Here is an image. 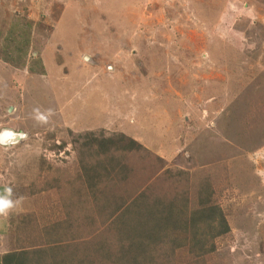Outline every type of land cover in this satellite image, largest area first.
Here are the masks:
<instances>
[{
    "label": "rangeland",
    "instance_id": "1",
    "mask_svg": "<svg viewBox=\"0 0 264 264\" xmlns=\"http://www.w3.org/2000/svg\"><path fill=\"white\" fill-rule=\"evenodd\" d=\"M4 130L7 251L116 264L131 212L207 199L228 232L177 216L138 260L264 264V0H0Z\"/></svg>",
    "mask_w": 264,
    "mask_h": 264
},
{
    "label": "trees",
    "instance_id": "2",
    "mask_svg": "<svg viewBox=\"0 0 264 264\" xmlns=\"http://www.w3.org/2000/svg\"><path fill=\"white\" fill-rule=\"evenodd\" d=\"M121 135H119V137L117 138L103 139L104 137H98L95 142L100 141V143L102 142L103 144H110L111 146L115 145L117 149H122L124 151L137 149L138 146H140V144H137L136 140L128 138L126 135ZM84 143L87 145L89 143H93V141L88 140ZM109 149L110 147L106 148V150ZM103 168L104 166L102 167V169ZM106 173L109 174L108 169H106ZM134 205L136 206L137 204L134 203ZM135 212L136 210L130 213L129 224L132 225L134 221L135 226H137V240L135 241L134 237H129V234L126 235L127 229L121 230V238L124 237L125 239H128L131 244H137L139 252L136 253L134 250L135 248H132L130 246L120 245V247L123 249V253L118 258L112 256V259L116 264H142V262L138 259L147 254L146 252L148 251V248L150 247L152 241L160 240L159 236L161 234L158 231H154V229L156 227L163 228V225L165 223H170V220L172 221V219L176 218L177 216L179 219L178 221L190 223L192 226H196L197 228V223L202 224L203 226H207L209 230H213L212 236H214L216 233L217 235L224 234L230 230V226L224 212L220 209L218 205L208 204L207 199H202L200 207L191 213V221L183 220V211H177L173 207H170L169 209L165 210V212L162 210L159 213H153L149 210H146L144 213L138 214H136ZM202 234V239L206 241L204 239L207 236L206 232L203 231ZM106 249H108V246L104 245V257L108 258L107 256L110 254L109 251ZM44 251L45 249H43L42 252ZM55 251L58 253V250ZM37 252L38 251H31V249L26 248L14 251H7L2 257L3 264H45L43 263V260L46 258V254L44 253L37 257ZM132 253L134 256L132 255ZM52 256L54 257V255ZM68 256L62 257V259H60V262L62 264L71 263L68 259ZM51 264L53 263L51 262Z\"/></svg>",
    "mask_w": 264,
    "mask_h": 264
},
{
    "label": "crops",
    "instance_id": "3",
    "mask_svg": "<svg viewBox=\"0 0 264 264\" xmlns=\"http://www.w3.org/2000/svg\"><path fill=\"white\" fill-rule=\"evenodd\" d=\"M10 186V185H9ZM8 185H3L2 187H0V197L2 198H10L11 197V191H6V189H10L11 190V186L9 187ZM16 212L13 213V215ZM9 217L8 215H3L0 217V264H3V255L4 253L7 251L8 248V243L6 241V237L9 231V228L7 227V223ZM7 228V229H5Z\"/></svg>",
    "mask_w": 264,
    "mask_h": 264
},
{
    "label": "clouds",
    "instance_id": "4",
    "mask_svg": "<svg viewBox=\"0 0 264 264\" xmlns=\"http://www.w3.org/2000/svg\"><path fill=\"white\" fill-rule=\"evenodd\" d=\"M42 118V117H38ZM23 136H26V133H23ZM6 191H11L10 189H6ZM15 201L7 198L0 197V215H7L8 212L16 206Z\"/></svg>",
    "mask_w": 264,
    "mask_h": 264
},
{
    "label": "water",
    "instance_id": "5",
    "mask_svg": "<svg viewBox=\"0 0 264 264\" xmlns=\"http://www.w3.org/2000/svg\"><path fill=\"white\" fill-rule=\"evenodd\" d=\"M5 131L12 132L15 137L19 136V133H16V132H14L12 130H4L0 137H2V135L4 134Z\"/></svg>",
    "mask_w": 264,
    "mask_h": 264
}]
</instances>
